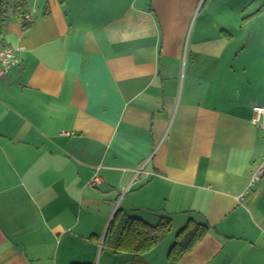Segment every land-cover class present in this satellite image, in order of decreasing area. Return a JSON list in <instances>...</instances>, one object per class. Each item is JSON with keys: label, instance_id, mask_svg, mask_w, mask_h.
<instances>
[{"label": "crops", "instance_id": "crops-1", "mask_svg": "<svg viewBox=\"0 0 264 264\" xmlns=\"http://www.w3.org/2000/svg\"><path fill=\"white\" fill-rule=\"evenodd\" d=\"M263 4L27 0L28 29L10 14L0 264H133L107 244L118 211L172 219L145 264H170L190 220L210 229L178 264H264V60L239 38Z\"/></svg>", "mask_w": 264, "mask_h": 264}, {"label": "trees", "instance_id": "trees-1", "mask_svg": "<svg viewBox=\"0 0 264 264\" xmlns=\"http://www.w3.org/2000/svg\"><path fill=\"white\" fill-rule=\"evenodd\" d=\"M26 8L27 0H0V35L5 31L10 14L22 20L24 28L28 29L29 23L24 20ZM263 13L264 4L254 15ZM172 228V219L150 225L118 211L111 223L107 244L114 252L134 255L133 264H145L143 255L157 247ZM209 229L208 224L190 220L177 235L176 244L169 254L170 264H178L206 236Z\"/></svg>", "mask_w": 264, "mask_h": 264}, {"label": "built area", "instance_id": "built-area-1", "mask_svg": "<svg viewBox=\"0 0 264 264\" xmlns=\"http://www.w3.org/2000/svg\"><path fill=\"white\" fill-rule=\"evenodd\" d=\"M20 62L19 57L17 55V51L10 47H2L0 48V78H5L9 72L18 65ZM254 123L257 127L263 132L264 135V107L262 106H254ZM264 175V162L259 167L254 180H258ZM92 184V183H91Z\"/></svg>", "mask_w": 264, "mask_h": 264}, {"label": "rangeland", "instance_id": "rangeland-1", "mask_svg": "<svg viewBox=\"0 0 264 264\" xmlns=\"http://www.w3.org/2000/svg\"><path fill=\"white\" fill-rule=\"evenodd\" d=\"M261 16V17H259ZM259 19L255 21V24L252 28H243L239 30V38L246 39V35L252 33V38H247L245 41L247 43H241V50L246 51L248 53H257L258 56H261L264 60V13L262 15H258ZM248 40V41H247ZM122 208V206H121ZM171 236V238H175Z\"/></svg>", "mask_w": 264, "mask_h": 264}]
</instances>
